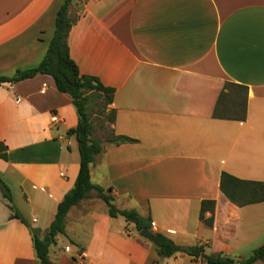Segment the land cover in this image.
Listing matches in <instances>:
<instances>
[{
  "label": "crops",
  "instance_id": "1",
  "mask_svg": "<svg viewBox=\"0 0 264 264\" xmlns=\"http://www.w3.org/2000/svg\"><path fill=\"white\" fill-rule=\"evenodd\" d=\"M64 1L0 0V75L41 62ZM69 14L71 57L115 89L111 127L134 139L97 137L93 183L118 208L149 218L155 234L202 245L205 255L241 258L264 244V201L239 206L220 188L223 171L264 181V0H72ZM226 82L247 88L244 119L214 116ZM77 123L72 96L52 75L0 83V177L41 236L79 173L69 132ZM205 199L216 201L212 226L199 217ZM11 214L0 189V264H36L30 227ZM139 232L93 190L70 208L48 256L52 264H208L181 251L162 256Z\"/></svg>",
  "mask_w": 264,
  "mask_h": 264
},
{
  "label": "trees",
  "instance_id": "2",
  "mask_svg": "<svg viewBox=\"0 0 264 264\" xmlns=\"http://www.w3.org/2000/svg\"><path fill=\"white\" fill-rule=\"evenodd\" d=\"M72 0H65L57 11L55 18L54 35L49 43L46 54L41 62L32 68L17 70L13 76L0 75V83L16 82L24 78L33 77L38 73L52 75L59 91L69 93L78 112V123L76 127L69 130L75 133L80 153L79 173L74 186L66 192L64 198L58 204L55 218L51 222L44 236L37 229L32 228L24 216L20 213L12 201L9 187L0 177V189L9 200L11 216L19 218L30 227L34 248L36 252V264H52L48 256L51 243L58 233L65 231V218L73 205L89 196L91 191H96L97 196L104 198L108 205L111 216L122 215L127 221L133 222L138 230L150 226V219L142 217L135 209H120L114 203V197L101 185L93 183L91 179L90 166L96 155L102 150L103 140L93 137V123L90 110L97 99L102 100V109L109 108L113 102L114 88L106 86L97 76L82 74L75 60L70 55L69 32L75 18L69 14ZM246 94L247 88L234 82H226L214 108V116L221 118L244 119L246 116ZM111 110L110 122H114V110ZM107 141L120 144L126 141H134L125 135H117L111 129V136ZM0 156L7 157V146L0 142ZM220 188L233 203L242 206L250 203L264 201V181L246 180L223 171L220 178ZM216 201L205 199L201 203L200 220L208 226L213 225L214 209ZM210 212L207 215V212ZM156 248L160 255L170 256L176 252H184L193 258H200L208 264H253L257 260L264 262V244L256 248L246 257L235 258L223 254H204L202 245L182 246L176 244L166 235L157 232Z\"/></svg>",
  "mask_w": 264,
  "mask_h": 264
},
{
  "label": "rangeland",
  "instance_id": "3",
  "mask_svg": "<svg viewBox=\"0 0 264 264\" xmlns=\"http://www.w3.org/2000/svg\"><path fill=\"white\" fill-rule=\"evenodd\" d=\"M102 100L97 99L90 110L91 120L94 126L93 137H110L111 136V122L109 108L102 109ZM258 264H264L263 261H257Z\"/></svg>",
  "mask_w": 264,
  "mask_h": 264
},
{
  "label": "water",
  "instance_id": "4",
  "mask_svg": "<svg viewBox=\"0 0 264 264\" xmlns=\"http://www.w3.org/2000/svg\"><path fill=\"white\" fill-rule=\"evenodd\" d=\"M139 234H140V236L147 238L154 243H157V238H156L155 232H153L148 227H144L142 230H140ZM203 257H206V255L203 254Z\"/></svg>",
  "mask_w": 264,
  "mask_h": 264
},
{
  "label": "built area",
  "instance_id": "5",
  "mask_svg": "<svg viewBox=\"0 0 264 264\" xmlns=\"http://www.w3.org/2000/svg\"><path fill=\"white\" fill-rule=\"evenodd\" d=\"M151 225H152V226H155V222L152 221V222H151ZM65 250L69 251V250H70V246H66V247H65Z\"/></svg>",
  "mask_w": 264,
  "mask_h": 264
}]
</instances>
